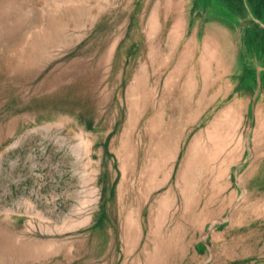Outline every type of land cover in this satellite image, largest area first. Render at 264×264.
Masks as SVG:
<instances>
[{
  "label": "rangeland",
  "instance_id": "rangeland-1",
  "mask_svg": "<svg viewBox=\"0 0 264 264\" xmlns=\"http://www.w3.org/2000/svg\"><path fill=\"white\" fill-rule=\"evenodd\" d=\"M236 1L0 0V264H264V0Z\"/></svg>",
  "mask_w": 264,
  "mask_h": 264
},
{
  "label": "bare ground",
  "instance_id": "bare-ground-1",
  "mask_svg": "<svg viewBox=\"0 0 264 264\" xmlns=\"http://www.w3.org/2000/svg\"><path fill=\"white\" fill-rule=\"evenodd\" d=\"M177 20H178V19H177ZM212 22H213V21H212ZM209 23H210V21H209ZM213 23H214V22H213ZM213 23H212V24L210 23L211 26L214 25L215 23H217V21H216L214 24H213ZM220 25H221V23H220ZM206 28H207V27H206ZM210 28H211V27H210ZM213 28H214V27H213ZM216 28H217V26L215 27V29H216ZM208 29H209V28H208ZM217 29H218V28H217ZM224 29H225V28H224ZM220 30H221V29H220ZM221 31H223V30H221ZM225 31H226V30H225ZM169 34H170V33H169ZM178 34H179V33H178ZM208 34H210V33H208ZM212 35H213V34H212ZM215 35H217V34H215ZM215 35H213V36H215ZM224 35H225V34H224ZM224 35H223V36H224ZM210 36H211V34H210ZM213 36H212V37H213ZM215 37H217V36H215ZM221 38H222V37H221ZM229 38H230V36H228V39H227V40H228V41H231V40H229ZM202 39H203V38H202ZM218 39H219V38H218ZM220 40H221V39H220ZM213 41H214V40H213ZM228 41H227V43H228ZM199 42H200V41H199ZM214 43H217V42L214 41ZM223 43H225V42H223ZM229 44H230V43H229ZM146 45H147V44H146ZM213 45H214V44H213ZM230 45H231V44H230ZM205 46H206V45H205ZM205 46H202V49L200 48V49H201L200 52H204V51H202V50H205L206 52L208 51L209 54L206 55V54H207V53H206V54H205L206 56H205V55H203L202 53H200V56L202 55L201 58L199 57L201 60H203V57H205V58H211L209 55H211V54H213V53H212V52H209V51H210L211 49H213V50L215 49V46H214V48H212V47H210V46H206V49H205ZM225 46H226V44H225ZM233 46H234V45H233ZM233 46H231V47H233ZM218 47H219V46H218ZM219 50H220V49H219ZM223 50H224V49H223ZM231 50H234V48H231ZM229 51H230V50H229ZM145 52H146V51H145ZM214 52H215V51H214ZM182 53H183V52H182ZM182 53H181V54H182ZM216 53H217V52H216ZM181 54H180V55H181ZM228 54H229V53H228ZM182 55H183V54H182ZM213 55H214V54H213ZM184 56H186V55H184ZM211 56H212V55H211ZM178 57H179V56H178ZM181 57H182V59H183V56H181ZM181 57H180V58H181ZM186 57H188V56H186ZM199 58H197V59L199 60ZM205 58H204V59H205ZM197 59H196V61H198ZM205 60L208 61V59H205ZM210 60H211V59H210ZM215 60H216V58H215ZM182 61H183V62H181V63H184V62L187 63L186 60L184 61V59H183ZM199 61H200V60H199ZM199 61H198V62H199ZM225 62H226V61H225ZM225 62H224V63H225ZM200 63H202V62H200ZM200 63H197V65L200 64ZM207 63H208V62H207ZM210 63H211V61H210ZM226 63H227V62H226ZM226 63H225V64H226ZM205 64H206V63H205ZM186 65H187V64H186ZM202 65H204V63H203ZM202 65H198V66H199V67H202ZM206 65H207V64H206ZM209 65H210V64H209ZM181 66H182V65H181ZM183 66H185V64H183ZM183 66H182V68H183ZM204 66H205V65H204ZM189 67H190V66H189ZM209 67H210V66H209ZM197 68H198V67H197ZM205 68H206V67H205ZM205 68H204L203 70H201V71H204ZM227 68H228V67H227ZM213 69H214V68H213ZM187 70H188V69H187ZM191 70H192V69H191ZM198 70H199V69H198ZM208 70H210V68H208V69L206 70V72H207ZM226 70H227V69H226ZM185 71H186V70H185ZM189 71H190V68H189ZM189 71H188V72H189ZM189 73H191V71H190ZM201 73H202V72H201ZM223 73H224V72H223ZM225 73H228V70H227V72L225 71ZM182 74H183V73H182ZM184 74H185V73H184ZM207 74H208V72H207ZM207 74H206V75H207ZM185 75H186V74H185ZM188 75H189V74H188ZM206 75H205V76H206ZM183 76H184V75H183ZM192 76H193V75H192ZM168 77H170V76H168ZM168 77H167V78H168ZM189 77L191 78V74L189 75ZM181 78H182V77H181ZM190 78L186 81V83L184 84L183 88L181 89L180 99H182V97H184V92H185L184 90H186L185 88H186L187 86L189 87V85H191V82L193 83V80H190ZM206 78H208V76H207ZM205 80H206V79H205ZM190 81H191V82H190ZM240 91H241V92L239 93V95H240L239 98L241 99V97H242V98L244 97V96H241V95L243 94V92H244V89L242 88ZM191 93H192V92H191ZM191 93H190V94H191ZM196 97H197V96H196ZM263 97H264V95H261L260 98H259V100H260V104H261V105H262L263 100H264ZM199 101H200V100H199ZM199 101H198V102H199ZM256 159H257V158H256ZM253 161H255V160H253ZM250 174H251V175L253 174V176H251V182L249 183V187H248V188H249L251 191H254V190L256 191L257 189H259L260 181L264 179V160H259L258 163L256 164V166L254 167L252 173H250ZM240 175H241V174H240ZM244 176H245V175H244ZM246 176H247V175H246ZM242 178H243V177H242ZM243 179H244V178H243ZM121 181H122V180H121ZM162 181H163V180H162ZM244 181H245V180H244ZM158 182H159V181H158ZM158 182L156 181V183H158ZM154 185H155V184H154ZM156 185H157V184H156ZM157 186H158V185H157ZM157 186H156V187H157ZM119 190H120V189H119ZM255 194H256V193H255ZM162 198H163V197H162ZM162 200H163V199H162ZM161 213H162V212H161ZM157 218H158V217H157ZM156 224H157V223H156ZM150 227H151V226H150ZM150 227H149V228H150ZM124 232H125V231H124ZM128 237H129V235H128ZM154 237H155V236H154ZM156 238H157V237H156ZM161 239H162V238H161ZM157 240H159V239L157 238ZM165 240H166V239H165ZM160 242H161V241H160ZM165 242H166V241H165ZM163 244H164V243H163ZM165 245H166V244H165ZM159 246H160V245H159ZM172 247H173V246H172ZM161 249H162V247H161ZM168 250H169V249H168ZM158 251H159V250H158ZM149 252H150V251H149ZM149 252H148V253H149ZM152 252H153V251H152ZM162 252H163V250H162ZM155 253H156V252H155ZM146 255H147V254H146ZM154 255H155V254H154ZM152 257H153V256H152ZM154 257H155V256H154ZM166 257H167V255H166ZM148 258H149V257H148ZM157 259H158V258H157ZM164 259H165V258H164ZM153 260H154V259H153ZM155 260H156V259H155ZM157 261H158V260H157ZM147 262H148V260H147ZM150 262H151V261H150ZM150 262H149V263H150ZM159 263H160V262H159ZM147 264H148V263H147Z\"/></svg>",
  "mask_w": 264,
  "mask_h": 264
},
{
  "label": "trees",
  "instance_id": "trees-1",
  "mask_svg": "<svg viewBox=\"0 0 264 264\" xmlns=\"http://www.w3.org/2000/svg\"><path fill=\"white\" fill-rule=\"evenodd\" d=\"M224 2H227L228 0H223ZM232 1V0H231ZM228 1L226 5L229 6L230 11L237 12L238 8L236 6V0H233L234 2ZM258 3H262L263 0H252ZM243 37L245 40L250 41V44L253 46H261L264 48V29L262 28H254V27H244L243 28Z\"/></svg>",
  "mask_w": 264,
  "mask_h": 264
}]
</instances>
